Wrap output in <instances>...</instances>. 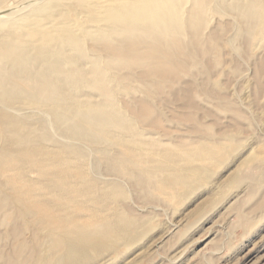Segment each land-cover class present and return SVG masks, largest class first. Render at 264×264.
Returning <instances> with one entry per match:
<instances>
[{"label":"rangeland","instance_id":"374dc122","mask_svg":"<svg viewBox=\"0 0 264 264\" xmlns=\"http://www.w3.org/2000/svg\"><path fill=\"white\" fill-rule=\"evenodd\" d=\"M49 1L0 0V48L22 38L21 25ZM206 2L197 37L187 34L190 48L166 76L145 75L140 64L104 71L99 57L86 64L72 53L64 73L81 78L72 101L23 94L16 99L35 104L0 103L8 124L45 148L42 163L67 165L66 182L43 175L0 127L1 181L13 180L29 200L46 204L45 220L54 216L68 230L103 233V242H90L87 264H264V0ZM243 6L255 13L250 23L241 17ZM24 55L30 61L35 52ZM26 66L14 75L29 79V70H39ZM102 70L107 81L97 80ZM112 108L120 118L110 127L103 120ZM49 167L48 174L61 172ZM8 211L0 214V264H10L6 255L30 264L29 247L19 254L14 247L47 231L31 226L11 234L24 220Z\"/></svg>","mask_w":264,"mask_h":264},{"label":"bare ground","instance_id":"6f19581e","mask_svg":"<svg viewBox=\"0 0 264 264\" xmlns=\"http://www.w3.org/2000/svg\"><path fill=\"white\" fill-rule=\"evenodd\" d=\"M205 3H207L206 0L49 1L46 3L48 6H44L43 8L39 7L34 11L31 21L26 22V20V23L21 25L24 30L22 38L15 42L13 41L9 45L6 43L7 45L4 46V48H0V61H4L5 63L3 67L0 66V103H4V101H17V103L24 107L35 104L34 100L36 99H16L22 97L23 94L31 95L32 97L45 94V97H57L63 100V102L68 100L72 101L74 85L81 79L78 78L75 82L64 73V67L67 62H69L72 53H77L80 59L83 58V60L86 61V64L93 62L96 56L99 57L102 63L104 62V71L107 66H112L111 64L114 65L119 63L121 66L122 64H124V66L133 64L136 66L140 64L147 70L145 75L147 73L148 75H160V77H162L161 75L166 76V74H164V70L168 69L166 67H176L178 58L187 50L186 47H189V45L185 44V37L187 34L197 37L199 30L197 25L201 24L203 21H201V19H203L202 13L206 8ZM50 5L51 7H49ZM253 5L255 8L254 2ZM250 6H243L242 9L244 10L240 12L241 17L249 23L252 22L255 16ZM246 7H249L250 10H247ZM238 8L240 9V7ZM63 14L69 16L65 21L61 19ZM194 39L192 40V44L194 43ZM87 41L91 43L89 52L96 54L95 56L94 54L93 56H88V49L86 50L84 44ZM197 43L196 40L194 44ZM26 49H31L35 52L34 57L30 61H28L24 55ZM28 63L37 64L39 70H29L30 75L29 72L24 73L30 76L29 79L14 75V70L17 72L21 70L27 72L26 65ZM104 71L96 74L97 80L101 82L107 81V78L104 76L106 74ZM111 110V112H108L110 116L108 118L105 117L103 123L106 126L113 127L117 124L115 121L119 119L120 116L118 111L114 108ZM8 121L9 120L5 116L0 114L1 131L3 130L9 136V143L20 152L22 155L21 159H31L35 166L40 168L43 175H53L59 180L66 182L67 165H64L60 160L56 159L46 163L47 165L42 163L40 159L44 158V156H48V153L44 150L45 148L42 149L40 146H36V141L33 140V136L30 132H25L24 129L13 122H9L8 124ZM70 130L72 129L69 128V131ZM110 134H112V132ZM123 148L125 149V147ZM5 157L7 156L5 155ZM4 159V153H0V162L4 163ZM113 160L112 163L116 161ZM119 162L120 161H118V163ZM188 163L189 162L185 164ZM45 165L50 166L49 168L51 169L60 167L61 172L51 170L53 172L48 174V172H46L48 170L44 169L46 167ZM4 171L0 167V214L3 213L1 212L3 209L4 211L9 210L8 212H10L12 217L14 216L15 218L16 216L24 220L23 224L18 226L15 225L14 228H12L10 231L11 234L14 235L17 232L19 233L24 228L31 226L41 227V230H43L44 227L47 231L44 237H40L37 233L32 242L29 241L28 244L27 242H19L18 245L14 247L15 253L19 254L24 248L29 247L28 250L30 251L27 258L30 259V264H87L85 263L87 258H85L84 255L86 252L88 253V249H90V242H103L105 235L100 231H94L96 229L93 231H88L85 228H82L81 231L68 230L67 227L63 226V221L60 219L58 220L54 216H52L51 219L55 222L45 220L47 217H51H45L46 213L49 212L46 204L44 206H39L38 201L29 200L26 197L29 192L20 190L21 188L11 179V181H6V184H4L1 181L2 178L6 177ZM143 172L149 174V171ZM192 173L196 174L197 172L194 170ZM229 184L232 183L229 182ZM5 186L8 190H6ZM3 196H7V198ZM41 216L43 217L41 218ZM56 231H60L61 233L58 232V234ZM95 249H97L96 246ZM107 251L112 254V252L115 251L114 246H109ZM92 252L93 250L91 253ZM2 258H4V255ZM6 258V261L10 262V264H20L18 258L11 259L7 255ZM2 260L4 259H1V261Z\"/></svg>","mask_w":264,"mask_h":264}]
</instances>
